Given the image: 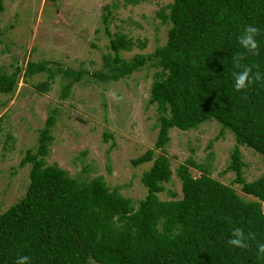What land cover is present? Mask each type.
<instances>
[{
  "label": "trees",
  "instance_id": "trees-1",
  "mask_svg": "<svg viewBox=\"0 0 264 264\" xmlns=\"http://www.w3.org/2000/svg\"><path fill=\"white\" fill-rule=\"evenodd\" d=\"M111 14H103V21L114 54L103 55L102 68L65 69L57 62L55 70L47 66L53 60L31 61L25 69L0 71V93H15L22 74L25 78L47 71L49 79L57 73L67 79L91 74L108 83L148 65L157 68L148 101L158 112L157 138L154 147L132 160L136 167L152 162L141 178L147 194L135 201L101 176L80 180L59 164L48 165L56 124L52 111L40 130L37 150L28 149L20 164H31L26 194L0 213V264H15L18 256L30 257V264H264L257 255V245L264 243V174L247 181L241 151L248 146L264 156V84L242 92L232 86L237 70L233 57L245 51L237 37L246 25L260 29L259 54H247L242 63L258 65L253 70L264 73V0H173L157 12L170 24L166 43L130 59L121 51L131 50L134 42L124 33H111ZM137 43L147 45L146 40ZM37 89L49 91L50 81ZM210 119L221 124L220 135L228 130L234 134L236 145L225 172L233 171L234 183L255 199L243 198L193 158L176 170L182 197L161 199L174 173L166 151L171 130L187 131ZM171 195L178 197L177 192ZM234 227L254 234L247 248L227 245Z\"/></svg>",
  "mask_w": 264,
  "mask_h": 264
},
{
  "label": "rangeland",
  "instance_id": "rangeland-1",
  "mask_svg": "<svg viewBox=\"0 0 264 264\" xmlns=\"http://www.w3.org/2000/svg\"><path fill=\"white\" fill-rule=\"evenodd\" d=\"M172 2L4 0L0 12V71L12 73L20 66L25 69L31 61L43 60H53L55 63L49 61L47 66L55 70L58 63L65 69L99 70L104 65L103 55L114 54L103 21V14L109 10L111 33H124L134 42L133 48L122 50L121 55L130 59L135 54L151 53L167 41L170 24L162 22L157 12ZM139 40L147 41L145 48L139 47ZM156 70L148 65L108 83L91 74L82 79H67L58 73L49 79L47 71L25 78L22 74L15 93H0V213L26 194L31 164H20L28 149L37 150L40 130L52 111L56 124L52 127L48 165L59 164L80 180L101 176L124 196L135 201L144 198L147 188L141 178L152 162L136 167L132 160L154 147L157 138V108L148 103ZM47 80L50 90H38L37 84ZM221 129L219 122L210 119L187 131L171 130L166 151L174 173L161 199L182 197L176 170L188 158L207 166L212 177L233 186L243 198L255 199L234 183L233 171L225 172L236 142L229 130L220 135ZM241 151L246 162L244 175L247 181H254L264 174V156L248 146H241ZM192 173L200 176L201 171L192 168ZM171 192H177L178 197Z\"/></svg>",
  "mask_w": 264,
  "mask_h": 264
},
{
  "label": "clouds",
  "instance_id": "clouds-1",
  "mask_svg": "<svg viewBox=\"0 0 264 264\" xmlns=\"http://www.w3.org/2000/svg\"><path fill=\"white\" fill-rule=\"evenodd\" d=\"M259 33L260 29L257 26L246 25L237 37L240 47L245 51L236 54L232 61L237 69L232 72V86L236 92L246 91L250 86L258 82L264 84V73L259 70H253L254 67L258 69V65L253 66L242 63L247 54H259L260 42L257 39ZM261 210L264 211V205L261 206ZM254 238L253 233H246L242 227H234L226 243L230 247L244 249L248 247V241ZM257 255L264 257V243H259L257 245ZM15 264H30V257L18 256L15 260Z\"/></svg>",
  "mask_w": 264,
  "mask_h": 264
}]
</instances>
